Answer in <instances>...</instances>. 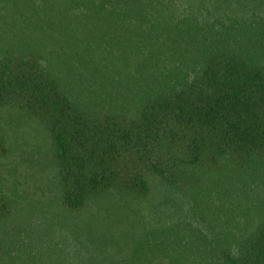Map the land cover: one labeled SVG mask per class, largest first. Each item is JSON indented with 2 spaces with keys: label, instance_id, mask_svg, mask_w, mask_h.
I'll use <instances>...</instances> for the list:
<instances>
[{
  "label": "trees",
  "instance_id": "obj_1",
  "mask_svg": "<svg viewBox=\"0 0 264 264\" xmlns=\"http://www.w3.org/2000/svg\"><path fill=\"white\" fill-rule=\"evenodd\" d=\"M0 264H264V0H0Z\"/></svg>",
  "mask_w": 264,
  "mask_h": 264
}]
</instances>
